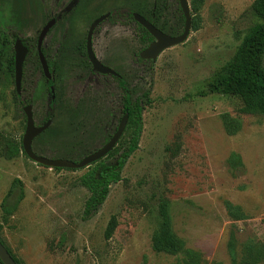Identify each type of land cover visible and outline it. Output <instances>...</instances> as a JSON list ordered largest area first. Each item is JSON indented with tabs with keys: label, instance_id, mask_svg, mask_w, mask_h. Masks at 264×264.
<instances>
[{
	"label": "rangeland",
	"instance_id": "1",
	"mask_svg": "<svg viewBox=\"0 0 264 264\" xmlns=\"http://www.w3.org/2000/svg\"><path fill=\"white\" fill-rule=\"evenodd\" d=\"M135 1L159 9L167 34L182 32L177 0H0V31L11 48L18 37L30 49L19 97L13 74L0 60V148L5 140L21 141L26 104L32 105L36 125L51 116L49 127L32 142L39 155L76 161L112 133L122 91L112 76L90 70L83 51L90 23L114 8L121 9L115 21L95 27L92 50L127 80L133 99L145 90L151 99L122 179L109 186L89 216L84 215L89 193L78 182L85 168L55 170L22 151L11 159L0 153V240L16 264L172 263L175 256L151 248L161 199L168 204L173 233L200 253L203 264H232L247 248L256 254L264 249V115L245 113L239 98L208 90L214 71L256 22L250 10L254 0H203L196 13L190 9L185 41L163 50L154 62L138 59L146 44L127 15ZM51 17L55 24L42 44L56 75L57 99L49 104L34 47ZM126 139L121 137L118 152ZM14 178L21 180L24 197L5 215L1 203ZM227 203L240 209L238 216L228 213Z\"/></svg>",
	"mask_w": 264,
	"mask_h": 264
},
{
	"label": "trees",
	"instance_id": "2",
	"mask_svg": "<svg viewBox=\"0 0 264 264\" xmlns=\"http://www.w3.org/2000/svg\"><path fill=\"white\" fill-rule=\"evenodd\" d=\"M202 1L203 0H189L192 13H196L199 10ZM177 8L179 12V23L184 24V17L179 5ZM120 10V8H114L108 11L110 12L108 20L114 22L115 17L119 14ZM250 10L256 18V22L248 27L237 45L233 56L214 71L213 80L208 84V90L212 93H221L239 98L242 103V111L245 113L264 115V0H254L251 4ZM127 12L128 17L133 21V13H138L159 30L165 33L169 32L165 20L160 18L161 16L158 8L151 9L143 7L140 2L135 1L131 2ZM136 24L143 32L141 35V41L147 46L148 43L153 40V37L141 25L138 23ZM11 43L12 42H9L7 37L0 31V60L5 63L6 70L10 72V74H13L14 51L10 46ZM9 46L10 49H8ZM138 59H140L139 56ZM113 78L117 81V84L122 91L120 118L124 114H127V123L122 135L112 150H110L103 158L92 162L85 167V171L78 178L79 184L89 193L84 203V215L86 216H89L103 202L109 186L122 179L121 171L125 162L138 148L139 139L143 129V108L151 102L150 90H145L140 96L133 99L131 97V90L127 80L121 74L120 76H114ZM47 84H51V82H48ZM14 93L16 97H19L15 91ZM56 99L57 94L55 93L54 99H49V103L51 104L55 102ZM49 118H51L50 115L46 116L44 122ZM120 118L118 119V122ZM117 125L118 123L114 126L112 133L116 131ZM125 134L127 135L126 144L122 151L118 152L117 150L121 137ZM110 136L111 135H108L106 137L103 144L110 139ZM20 151L23 152L21 141L17 144L13 141L5 140L0 148V153L7 159L17 156ZM116 152L118 154L114 155V159L111 160V155H113V153L116 154ZM234 159L239 161L237 156H235ZM54 169L59 170L62 168ZM15 190L18 191V194L15 200L11 202L9 201V198ZM23 195V184L21 180L14 178L1 203L3 213L5 215H10L16 211L20 201L24 197ZM227 209L228 213H234L236 216L240 213V209L230 203H227ZM155 211L156 226L150 238L152 250L157 253L175 256V261L168 264H203L204 261L202 260L200 253L193 249L186 248L183 241L173 233L167 202L162 199L159 200L156 204ZM114 226V220H112L108 226V235L111 234ZM0 242L2 243L1 240ZM233 244L234 239L231 237L229 247L232 254ZM251 251V248H247L238 261L234 258L232 259V264H250V259L253 264H259L260 260H264L263 248L260 251L262 253L259 252L256 254V252L251 253ZM257 256L259 257L256 258ZM0 264H3L1 260Z\"/></svg>",
	"mask_w": 264,
	"mask_h": 264
},
{
	"label": "water",
	"instance_id": "3",
	"mask_svg": "<svg viewBox=\"0 0 264 264\" xmlns=\"http://www.w3.org/2000/svg\"><path fill=\"white\" fill-rule=\"evenodd\" d=\"M179 8L184 17V26L183 30L178 35H169L157 27H155L151 22L145 19L143 16L138 13H133L134 20L141 25L152 37L153 41L143 50L139 52V57L141 59H148L155 61L157 56L165 49L178 45L185 41L189 33L191 25V16H190V7L188 0H177ZM109 12L97 17L94 19L87 31L86 40H85V52L88 61L92 65V69L95 72L102 74H111L118 76V74L111 68L103 65L95 56L92 50V34L94 28L105 20L109 16ZM54 20H50L46 25L41 29L38 38H37V54L40 60L42 72L46 78L50 77L49 69L47 63L44 59V56L41 52V43L45 37L48 29L52 26ZM14 85L15 91L20 92L21 87V76H22V64L27 52V49L22 45L20 39H15L14 41ZM50 91H53V88H50ZM23 112L25 115V129L21 138V145L24 154L34 163H37L48 168H70V169H82L87 167L92 162H95L103 158L112 148L116 145L118 139L122 135L124 128L127 123V114H124L117 125L116 131L112 134L110 139L97 150L92 153L83 156L80 160L74 161L64 158H49L42 155L36 154L31 147L32 140L41 132H43L51 123L50 120L46 121L40 126L34 125L31 105L27 104L23 107ZM0 260L3 264H16L15 260L5 248V246L0 242Z\"/></svg>",
	"mask_w": 264,
	"mask_h": 264
},
{
	"label": "flooded vegetation",
	"instance_id": "4",
	"mask_svg": "<svg viewBox=\"0 0 264 264\" xmlns=\"http://www.w3.org/2000/svg\"><path fill=\"white\" fill-rule=\"evenodd\" d=\"M106 13H107V12H106ZM109 13H110V12H109ZM104 14H105V13H104ZM101 15H103V14H101ZM101 15H100V16H101ZM109 16H110V14H109ZM109 16H108V17H109ZM98 17H99V16H98ZM108 17H107L106 19H108ZM96 18H97V17H96ZM96 18H95V19H96ZM52 19L54 20V23H53L52 26L48 29L47 33L53 28V25L55 24V18H53V17H51L48 21H50V20H52ZM106 19H105V20H106ZM48 21H47V22H48ZM103 21H104V20H103ZM103 21H102V22H103ZM134 21H135V20H134ZM47 22H46V23H47ZM135 22H136V21H135ZM46 23L42 26V28L46 25ZM136 23H137V22H136ZM90 24H91V23H90ZM99 24H100V23H99ZM99 24H98V25H99ZM98 25H97V26H98ZM89 26H90V25H89ZM42 28H41V29H42ZM88 28H89V27H88ZM41 29H40V31H41ZM94 29H95V28H94ZM40 31L38 32L37 37H36V41H35V47H34V49H35V55H36V59H37V62H38V64H39V67H40L41 73H42V75H43V77H44L45 84H47L48 82H51V84H47L46 86H47V92H48V95H49L48 98L51 99V100H53V99H54V94H55V89H54V86H55V85H54V84H55L54 81H55V80H54V79H55L56 75H55L54 69H53L52 66H51V62H50V60H48V59L46 58L45 53H44L43 48H42V44H43L44 38L46 37L47 33H46L45 37H44L43 40H42V43H41V47H40V48H41V52H42V54H43V56H44V59H45V61H46V63H47V66H48V69H49L50 77H49V78H46V77L44 76L43 72H42V68H41L40 60H39V57H38V54H37V38H38V35H39ZM87 31H88V29H87ZM93 32H94V30H93ZM86 34H87V32H86ZM92 36H93V34H92ZM15 39H20V40H21V38L15 37V38L13 39V46H14V41H15ZM85 40H86V35H85ZM153 40H154V39H153ZM153 40H152V41H153ZM152 41H151V42H152ZM151 42H150V43H151ZM21 43H22V45L27 49V52H26V55H25V58H24V61H25V59H26V57H27V55H28L30 49H29L28 45H27L26 43H24L22 40H21ZM150 43H148V45H149ZM148 45H147V46H148ZM147 46H146V47H147ZM146 47H145V48H146ZM142 50H143V49H142ZM13 51H14V49H13ZM84 53H85V56H86V52H85V41H84ZM138 56H139V53H138ZM86 58H87V56H86ZM96 58H97V57H96ZM139 58H140V57H139ZM97 59H98V58H97ZM140 59H141V58H140ZM87 60H88V59H87ZM98 60H99V59H98ZM143 60H146V59H143ZM24 61H23V64H24ZM150 61H151V60H150ZM152 62H153V61H152ZM101 63H102V62H101ZM23 64H22V69H23ZM88 64L90 65V70L93 71V69H92V65H91V63H90L89 61H88ZM102 64H103V63H102ZM103 65H105V64H103ZM105 66H107V65H105ZM107 67H109V66H107ZM56 68H57V66H55V70H56ZM109 68H111V67H109ZM111 69H112V68H111ZM114 71H115V70H114ZM93 72H95V71H93ZM115 72H116V71H115ZM96 73H98V72H96ZM116 73L118 74V76H120V74H119L118 72H116ZM22 74H23V70H22ZM98 74H102V73H98ZM57 75L59 76V74H57ZM102 75H109V76L114 77V75H111V74H102ZM13 78H14V71H13ZM21 80H22V76H21ZM51 87L53 88V91H52V92L50 91V88H51ZM15 92H16V91H15ZM20 92H21V87H20ZM20 92H19V93L16 92V94L19 96V95H20ZM49 99H48V100H49ZM49 104H50V103H49ZM51 104H52V103H51ZM26 105H27V104H26ZM26 105H25V106H26ZM30 105H31V104H30ZM23 107H24V106H23ZM31 110H32V105H31ZM22 111H23V108H22ZM23 114H24V112H23ZM32 115H33V112H32ZM46 116H49V115H46ZM46 116H45V117H46ZM24 118H25V115H24ZM44 119H45V118H44ZM120 119H121V118H120ZM33 120H34V117H33ZM48 120L51 121V118L47 119L46 121H48ZM46 121H45V122H46ZM43 122H44V120H43ZM43 122H42V124L45 123V122H44V123H43ZM118 123H119V122H118ZM42 124H40V125H42ZM50 124H51V123H50ZM34 125H35V126H40V125H36L35 122H34ZM48 127H49V126H48ZM48 127H47V128H48ZM47 128H46V129H47ZM46 129H45V130H46ZM45 130H44V131H45ZM44 131H43V132H44ZM41 133H42V132H41ZM41 133H40V134H41ZM113 133H114V132H113ZM113 133H111L110 135L112 136ZM38 135H39V134H38ZM38 135H37V136H38ZM111 136H110V137H111ZM33 140H34V139H33ZM33 140H32V142H33ZM104 144H105V143H104ZM104 144H102V145H104ZM102 145H101V146H102ZM101 146H100V147H101ZM31 147H32V143H31ZM97 149H98V148H97ZM97 149H96V150H97ZM32 150H33V148H32ZM36 154H37V153H36ZM38 155H39V154H38ZM42 156H43V155H42ZM105 156H106V155H105ZM64 159H65V158H64Z\"/></svg>",
	"mask_w": 264,
	"mask_h": 264
}]
</instances>
